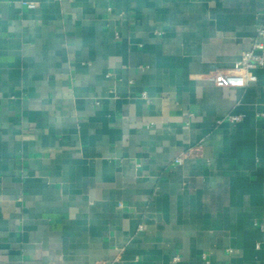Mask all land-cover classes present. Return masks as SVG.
<instances>
[{
	"label": "crops",
	"instance_id": "0c3cea01",
	"mask_svg": "<svg viewBox=\"0 0 264 264\" xmlns=\"http://www.w3.org/2000/svg\"><path fill=\"white\" fill-rule=\"evenodd\" d=\"M22 1L0 0V264H264V66L213 81L264 0Z\"/></svg>",
	"mask_w": 264,
	"mask_h": 264
},
{
	"label": "built area",
	"instance_id": "2783aa9c",
	"mask_svg": "<svg viewBox=\"0 0 264 264\" xmlns=\"http://www.w3.org/2000/svg\"><path fill=\"white\" fill-rule=\"evenodd\" d=\"M29 8H34L35 3L23 0ZM256 38L253 40L252 46L248 50H244L240 57L235 61L234 65L228 72H217L213 76V81L217 86H246L249 82L256 79L253 70L257 67L264 66V43L258 37H264V27H258L256 30ZM264 118V111L261 112ZM230 121H238L239 115L228 116ZM176 162L182 161V156L175 158Z\"/></svg>",
	"mask_w": 264,
	"mask_h": 264
}]
</instances>
